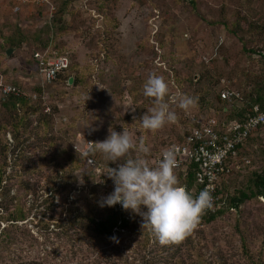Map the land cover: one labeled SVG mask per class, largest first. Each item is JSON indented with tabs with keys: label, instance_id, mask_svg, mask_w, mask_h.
<instances>
[{
	"label": "rangeland",
	"instance_id": "1",
	"mask_svg": "<svg viewBox=\"0 0 264 264\" xmlns=\"http://www.w3.org/2000/svg\"><path fill=\"white\" fill-rule=\"evenodd\" d=\"M54 3V14L63 9L62 19L51 16L48 8L14 13L12 0H0V89L11 84L33 97L34 102L41 101L44 113L53 112L48 133L58 139L62 156L75 150L86 156L90 148L108 137L110 128L117 132L125 129L135 142L142 140L150 148L146 159L155 166L167 146L182 141L209 118L220 117L216 96L224 85L246 96L259 84L264 85L259 79L264 76V62L249 51H264V0ZM238 22L242 27L237 29L234 26ZM250 22L259 27L247 31ZM11 36L22 43L11 46L13 50L8 55L7 38ZM44 47L68 57L71 68L61 79L45 82L39 74L34 54ZM152 73L165 78L170 97L182 93L194 99V105L185 112L166 97L177 120L156 132L145 130L141 124V117L154 106L152 98L143 95V84ZM68 75L79 80L69 84L65 79ZM3 100L0 93V121L5 117ZM244 100L243 97L229 105L236 109ZM39 116L30 115L33 126L38 125ZM228 117L235 118V113ZM28 133L31 137L16 148V154L22 151L34 160L36 153L47 149V141L40 144L39 133L30 129ZM6 137L1 133L0 148L8 139L11 161L15 142L10 134ZM96 153L87 157L93 158V164H89L96 175L94 183L102 186L100 197L107 194L109 187L105 170L141 155L130 151L109 166L108 160L103 157L100 161ZM1 155L0 149V158ZM241 157L251 160L245 167L248 171L264 168V127L247 140ZM7 171L10 174L11 168ZM50 172L43 167L38 175L29 172L23 183L6 180L0 185V232L4 230L0 264H147L146 260L154 255L158 264H163L159 250L165 246L154 234L148 238L145 232H125L98 238L89 230L76 233L75 228L64 226L66 211L61 208L60 196L47 187ZM244 178L237 172L228 177L229 192L241 186ZM84 184V176L78 173L76 186ZM74 192L73 196L79 195V190ZM18 207L23 209L24 217L14 223ZM242 234L247 236V253L240 245ZM191 236L193 244L184 237L178 246L188 264H201V258L206 264H253L255 255L264 258V201L252 200L241 213H225L211 223L199 221Z\"/></svg>",
	"mask_w": 264,
	"mask_h": 264
},
{
	"label": "trees",
	"instance_id": "2",
	"mask_svg": "<svg viewBox=\"0 0 264 264\" xmlns=\"http://www.w3.org/2000/svg\"><path fill=\"white\" fill-rule=\"evenodd\" d=\"M192 3L194 5V2ZM193 7L198 16L203 18L196 6ZM62 11L63 9L60 10L58 14L54 15H57L60 19H62L64 14ZM241 19L244 21L246 20L243 17H241ZM55 20H57V18ZM247 25V31H251L252 29L259 27L252 22ZM234 27L238 29L239 27H242V23L238 22V24ZM7 42L10 44L9 49L11 46H20L22 43L20 40H14L12 36L7 38ZM44 49H46V47L42 48V50ZM249 51L258 54L264 62L263 50L260 51L251 49ZM69 68L71 67L69 66ZM65 71L61 72L57 79H61ZM70 77L71 76L68 75L65 79L68 81ZM74 79L77 81L79 80L76 76H74ZM259 79L264 81V76L262 78L260 77ZM241 95L242 99L243 97L245 99L244 104L235 109L229 105L230 103L223 101L220 94L218 93L216 98L219 104L218 112L220 117L216 118L221 122L240 120L242 118H246L247 115L252 112L255 105L259 104L260 106H264L263 84H259L256 90H251L247 96L244 93H241ZM33 102V97L27 96L23 92L19 94L11 93L6 96L2 102L5 117L2 119V121H0V137L1 133L5 137L10 134L13 138V141L15 142V146L12 150V153H10L12 155L11 161L10 156H8L10 144L7 141L8 139L6 140L7 137L5 138V142H3L4 144H2L0 148L2 153L0 158V185H2L6 180L12 183L21 182L22 180L23 183L24 177L29 172L38 175L43 167L49 168L51 172L48 175L47 187L49 191L51 190L52 193L60 196L61 208L63 211H66V221L64 222V226L73 229L75 228L76 233L78 231L84 233V231L89 230L98 238H107L125 232L129 234L145 232V236L147 235L149 236L148 238H151L153 233L147 227H142V217L139 215L123 210L119 204L112 207L106 205L103 207L100 206L101 202L113 191L109 180L106 178L109 183L107 194H104V196L100 197L102 193L100 191L102 186L94 183L96 175L93 171H91L92 166L88 162V157L83 156L76 150L75 152L71 151L66 156H62L61 152L63 149H61L62 146L58 144V139H56L55 136H49L52 127V117H54L53 112L44 113V108L41 109V101L40 103L39 101ZM234 113L235 118L228 117L232 114L234 115ZM32 114L40 115L38 125L33 126L29 121L30 115ZM28 129L32 131L35 130L37 133H39V130L46 131H42L37 134L38 140H42L40 142L38 140L37 141L40 144L44 141L46 143L47 141V149L36 153L34 155L36 156L34 160H30V158L26 157L25 152L19 151L16 154V148H19L22 142L31 137V133L27 134ZM185 137L186 136H184L183 140L179 142H184ZM250 137L247 140H249ZM243 146L241 147V150ZM96 154H98V152ZM98 155L101 161L104 156L101 153ZM89 156H94V154ZM108 165L111 166L112 162L108 161ZM9 167L11 168V172L10 174H7ZM78 173H81L84 176L85 184L81 187L76 186L78 183ZM196 173L197 165L195 164H191L186 171H183L181 168H175V174H177L176 178L180 181L179 185L184 187L186 191H188L193 197L199 194L201 187V185H199L196 181ZM243 174L245 175L244 183L241 184V186H234L232 192H229L231 189V182H229L228 179L219 186L218 193L221 196V205L207 213H203L200 221H203L204 223H211L217 220L219 217H222L225 213L232 211L241 213L244 206L252 200L264 201V168L254 171L247 170V172ZM77 190H79V195L73 196V192H77ZM80 193L82 194L80 195ZM14 213L15 216L12 218L14 223L24 217V211L21 207H18ZM3 232L4 230L0 232V237ZM81 236L83 237V234H81ZM191 237V233H189L187 236H185V239H189L188 243L193 244ZM182 240L179 242L163 244V246H165L164 250H159V253H161L159 259H162L161 262L163 264H188L187 258L183 253L180 254V248L178 247L183 242ZM2 241L3 239H0V242ZM240 245L247 253L249 244L245 234H242L240 237ZM155 258L156 256L154 255V258H151V260H146L145 263L158 264ZM198 258L200 259L201 256L198 255ZM199 261L201 264H206L202 258ZM252 261L253 264H264V258L261 257V255H255ZM18 264H37V262L30 261L28 263L25 262Z\"/></svg>",
	"mask_w": 264,
	"mask_h": 264
},
{
	"label": "clouds",
	"instance_id": "3",
	"mask_svg": "<svg viewBox=\"0 0 264 264\" xmlns=\"http://www.w3.org/2000/svg\"><path fill=\"white\" fill-rule=\"evenodd\" d=\"M143 95L152 98L154 104L148 114L141 117L145 130L156 132L165 124L176 122L177 115L166 99L170 97V92L163 76L150 74L143 84ZM170 99L185 112L194 105V99L182 93ZM130 151L141 155L127 159L116 168L109 167L105 174L113 181L114 190L100 206L119 204L123 210L139 215L142 217V227H147L161 244L181 241L196 227L205 210L212 207L210 192L203 190L193 197L179 185L176 178L175 149L164 150L158 164L153 166L146 159L150 148L142 140L135 142L125 129L117 132L110 128L108 137L97 142L85 155L99 152L109 162H116Z\"/></svg>",
	"mask_w": 264,
	"mask_h": 264
},
{
	"label": "built area",
	"instance_id": "4",
	"mask_svg": "<svg viewBox=\"0 0 264 264\" xmlns=\"http://www.w3.org/2000/svg\"><path fill=\"white\" fill-rule=\"evenodd\" d=\"M54 2L55 0H12V11L21 14L28 8H48L52 16L56 12ZM34 58L38 65V72L45 82L55 81L59 74L67 70L70 65L67 56L51 51L50 48L35 52ZM0 93L5 98L11 93L21 92L15 86L8 84L1 87ZM219 94L223 101L232 105L235 101L242 99L241 93L228 85H224L219 90ZM262 127H264V106L257 104L246 118L240 120L226 123L216 117L209 118L206 123L192 130L185 137L184 142L170 144L164 149H175L176 168L186 171L191 164L197 165L196 181L201 185L199 193L208 190L212 196V207L206 209L204 213L221 205L219 186L226 182L228 177L235 172L242 174L247 172L245 167L251 164V160L241 157V147ZM90 143L92 145V142ZM164 150L158 155L157 164ZM88 162L93 164V158L88 157ZM108 169L109 167L104 175L114 190L113 181L105 174Z\"/></svg>",
	"mask_w": 264,
	"mask_h": 264
},
{
	"label": "water",
	"instance_id": "5",
	"mask_svg": "<svg viewBox=\"0 0 264 264\" xmlns=\"http://www.w3.org/2000/svg\"><path fill=\"white\" fill-rule=\"evenodd\" d=\"M12 50H13L12 48L8 49L7 54L8 55L11 54ZM73 82H74V77H70L69 78V84H73Z\"/></svg>",
	"mask_w": 264,
	"mask_h": 264
}]
</instances>
